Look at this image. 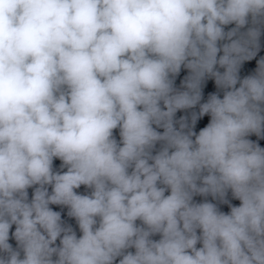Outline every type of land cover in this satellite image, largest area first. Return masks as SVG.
I'll return each instance as SVG.
<instances>
[{
    "label": "clouds",
    "instance_id": "clouds-1",
    "mask_svg": "<svg viewBox=\"0 0 264 264\" xmlns=\"http://www.w3.org/2000/svg\"><path fill=\"white\" fill-rule=\"evenodd\" d=\"M0 264H264V0H0Z\"/></svg>",
    "mask_w": 264,
    "mask_h": 264
}]
</instances>
